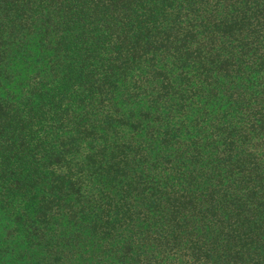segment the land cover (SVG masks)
I'll list each match as a JSON object with an SVG mask.
<instances>
[{
    "label": "trees",
    "instance_id": "trees-1",
    "mask_svg": "<svg viewBox=\"0 0 264 264\" xmlns=\"http://www.w3.org/2000/svg\"><path fill=\"white\" fill-rule=\"evenodd\" d=\"M0 264H264V0H0Z\"/></svg>",
    "mask_w": 264,
    "mask_h": 264
}]
</instances>
